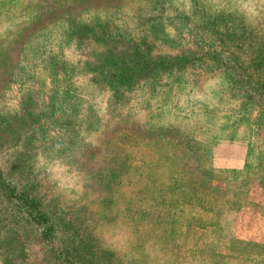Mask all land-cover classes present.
<instances>
[{"label":"rangeland","instance_id":"374dc122","mask_svg":"<svg viewBox=\"0 0 264 264\" xmlns=\"http://www.w3.org/2000/svg\"><path fill=\"white\" fill-rule=\"evenodd\" d=\"M63 19L140 44L152 77L123 93L76 78L36 121L66 96L52 64L88 51L64 46ZM239 68L259 83L249 98ZM24 111L3 155L90 239L89 264H264V0H0L8 144Z\"/></svg>","mask_w":264,"mask_h":264},{"label":"trees","instance_id":"16d2710c","mask_svg":"<svg viewBox=\"0 0 264 264\" xmlns=\"http://www.w3.org/2000/svg\"><path fill=\"white\" fill-rule=\"evenodd\" d=\"M63 20L65 24H70L63 32L60 31L63 37L68 36L66 40L63 39L64 46L75 44L76 49L88 51H80L86 52V55L78 56L75 60L65 58L52 64L53 82L56 83L60 76L68 80L66 84L56 86V89L62 87L63 92L66 91V96L61 100L54 97V101L48 104L50 107L39 110L41 111L39 114H34L36 121H39L40 115L55 112L62 106L63 101L68 102L70 95L76 94L73 89L76 78L88 76L93 81L107 82L115 92L123 93L132 89L138 81L152 77L149 74L150 69L158 64V60L151 59L149 52L140 44L134 47L121 46V39L116 34L107 32L104 22L93 25L84 21ZM203 55L212 56L207 51H204ZM172 58L168 56L163 62H172ZM224 66L226 69L227 65ZM244 72L239 68L238 73L230 78L233 90L240 89L242 94H247V97H243L249 98L252 93L257 92L259 83L248 77L245 84L247 75ZM30 115L31 113L24 111L21 116L20 114L7 116L13 122L22 123L18 128V137H14L8 144L9 139L5 132L7 119L5 115L0 114V264L93 263L95 252L89 249L90 239L79 237L74 231L70 234L68 231L73 228L72 221L64 216L63 210L51 200L44 202L39 197L37 188L27 183L31 176L25 172L14 174L18 166L9 163L8 158L3 155L10 145L13 147L14 144L20 143L23 133H28L26 127L29 123L26 122L28 124L26 126L24 119ZM31 242L35 245L36 242L43 244L41 261H37L38 254L35 258L31 256L30 251H33Z\"/></svg>","mask_w":264,"mask_h":264}]
</instances>
